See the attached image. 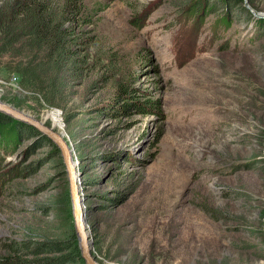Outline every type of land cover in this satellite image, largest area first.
<instances>
[{
	"label": "rangeland",
	"instance_id": "374dc122",
	"mask_svg": "<svg viewBox=\"0 0 264 264\" xmlns=\"http://www.w3.org/2000/svg\"><path fill=\"white\" fill-rule=\"evenodd\" d=\"M83 4V75L53 104L3 53L0 101L63 135L96 261L264 264V0ZM0 113V258L79 249L59 152Z\"/></svg>",
	"mask_w": 264,
	"mask_h": 264
},
{
	"label": "trees",
	"instance_id": "16d2710c",
	"mask_svg": "<svg viewBox=\"0 0 264 264\" xmlns=\"http://www.w3.org/2000/svg\"><path fill=\"white\" fill-rule=\"evenodd\" d=\"M89 24L83 0H0V55H20L15 61L20 82L31 90L46 91L54 104L56 88L64 85L69 76L81 77L88 68L89 36L84 34ZM123 91L121 88L119 94ZM10 121L9 116L0 113V122ZM23 126L28 132H37L30 125ZM41 137L58 154L50 139ZM48 243L34 246L31 253L55 251L61 255L25 261L12 252L1 257L0 264H83L79 249L66 251L67 243Z\"/></svg>",
	"mask_w": 264,
	"mask_h": 264
},
{
	"label": "water",
	"instance_id": "95a60500",
	"mask_svg": "<svg viewBox=\"0 0 264 264\" xmlns=\"http://www.w3.org/2000/svg\"><path fill=\"white\" fill-rule=\"evenodd\" d=\"M0 111L11 115L12 117L24 121L41 134L46 136L57 147L61 162L64 166V170L67 175L68 181V193L71 203V211L73 215L74 231L77 236V245L79 247L80 256L82 257L84 264H101L96 261L92 255L90 249V240L87 231L84 226V218L82 213L81 197L79 194L77 170L73 164L70 148L67 142L62 137V134L51 127L45 125L42 121L33 118L29 114L17 110L16 108L0 101Z\"/></svg>",
	"mask_w": 264,
	"mask_h": 264
},
{
	"label": "bare ground",
	"instance_id": "6f19581e",
	"mask_svg": "<svg viewBox=\"0 0 264 264\" xmlns=\"http://www.w3.org/2000/svg\"><path fill=\"white\" fill-rule=\"evenodd\" d=\"M50 116V120L52 123H57L58 124V121H59V116H57V114H49ZM49 120V121H50ZM48 121V120H47ZM63 137V135H62ZM65 140V139H64Z\"/></svg>",
	"mask_w": 264,
	"mask_h": 264
}]
</instances>
